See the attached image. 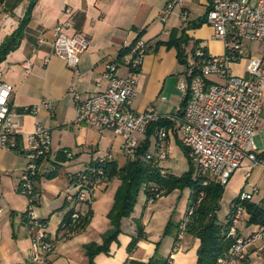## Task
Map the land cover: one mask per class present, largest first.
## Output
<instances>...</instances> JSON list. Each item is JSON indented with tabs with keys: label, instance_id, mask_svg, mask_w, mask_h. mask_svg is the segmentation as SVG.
<instances>
[{
	"label": "crops",
	"instance_id": "obj_1",
	"mask_svg": "<svg viewBox=\"0 0 264 264\" xmlns=\"http://www.w3.org/2000/svg\"><path fill=\"white\" fill-rule=\"evenodd\" d=\"M171 0H0V47L8 37L20 32L19 46L6 55L0 63L1 79L13 87L10 104L16 112L25 108L48 103L36 115L25 114L16 118L21 129L17 150L0 148V264H32L34 229L28 224L25 214L29 209L28 198L19 192L21 174L27 166L25 135L34 129L36 121L51 132V155L44 161L34 181L36 216L47 222V230L55 242L47 264H88L84 246L103 243L104 236L112 229L108 213L115 192L120 185L117 179L104 183L95 191L91 206H76L66 201V191L72 177L90 167L99 157L110 153L120 168L128 158L123 151V138L112 131H103L77 122V103L72 91L83 96L104 91L108 81L104 77L107 64L119 63L122 50L131 46L141 35L148 44V53L139 72L137 97L132 102L136 112L154 107L160 115L177 116L183 102L179 84L184 79L185 66L178 59L177 49L158 42L182 40L185 60L189 62L196 49H205L210 55L226 53L222 41L214 38V30L207 23L206 15L210 0H183L167 22L163 14ZM187 14V20L183 15ZM202 20V24L194 26ZM69 21V36L84 35L90 40L89 49L81 56L77 70L65 61L52 55L54 28L58 23ZM264 50L260 43L246 44V54L231 65V72L245 75L248 56H259ZM49 59L46 63L45 60ZM30 64L29 71L25 65ZM120 64V63H119ZM121 76L127 70L119 67ZM219 81L218 78H211ZM180 94L181 96H179ZM177 108L171 111V106ZM263 117L258 127L255 142L262 165L246 174L249 164L238 170L225 184V192L217 213L219 224H225L233 201L241 191H250L249 182L258 193L253 203L264 201V92L262 97ZM167 129L162 144L168 155L162 167L170 173L169 160H188L181 148L178 124ZM148 130V129H147ZM139 146L147 139V131L139 135ZM155 139V142H153ZM149 153L156 155V136L149 138ZM65 152L72 154L68 158ZM176 176H181L176 175ZM221 183V182H217ZM230 198L228 203L224 198ZM191 200V190H175L169 195L148 202L141 192L134 212L121 222V233L110 245L109 254L101 253L94 264H146L153 258L170 260V264H197L200 240L186 234L180 242L181 249L173 252L178 235V226L183 221ZM182 203L178 211V205ZM74 210L83 217L92 213L85 230L61 232L65 221ZM169 221L175 225L164 234ZM138 223L143 226V237L136 248L129 252L133 238L138 235ZM258 226L247 225V216L238 225L240 236H249ZM245 264H264V253L251 252Z\"/></svg>",
	"mask_w": 264,
	"mask_h": 264
},
{
	"label": "built area",
	"instance_id": "obj_2",
	"mask_svg": "<svg viewBox=\"0 0 264 264\" xmlns=\"http://www.w3.org/2000/svg\"><path fill=\"white\" fill-rule=\"evenodd\" d=\"M182 5L183 0H171L162 21L167 22L175 9ZM187 18V14H184L183 20ZM206 21L214 30V38L223 42L226 53L213 56L202 48L195 50L192 59L185 65L184 79L178 87L183 96L187 97L182 116L160 115L154 107H148L144 112L133 110L132 102L137 97V76L148 53V44L142 39L131 46L120 64L106 65L104 77L108 86L104 91L86 96L72 91L77 103V122L100 132L109 130L122 137L123 151L130 159L135 157L139 148L138 136L144 135L149 126L163 119L176 122L182 145L187 149L188 159L203 186L210 182L224 183L230 180L246 163L250 168L246 174L249 180L252 170L262 165L255 136L263 117L264 50L259 56H248L244 76L233 74L231 65L247 55L246 44L256 42L264 46V0H210ZM69 28V21L55 26L52 55L77 70L81 56L89 49L90 40L84 35H67L65 31ZM45 62L48 63L49 59ZM120 66L127 70L126 76L119 74ZM30 68V64L25 65L27 71ZM213 77L219 81H212ZM12 94L13 87L0 76V148L7 150L19 148L17 137L21 127L16 118L25 114L36 116L41 109L50 107L44 102L18 113L10 104ZM167 134L165 128L158 130L155 135L158 151L155 156L147 157L153 160L162 176L167 174L162 167L168 158L162 147ZM25 140L27 166L20 177L19 192L28 198L26 220L34 229L31 261L32 264H47L55 242L47 230V223L34 212V181L42 163L51 155V132L36 121L33 131L25 135ZM67 157L73 156L67 153ZM112 159V154L106 153L97 162L104 163ZM79 177H82L81 181L72 182L68 187L66 201L76 206H91L94 192L105 182L97 179L94 185H90L85 181V175L79 174ZM248 184L251 190L241 191L237 195L227 216L229 227L226 236L232 243L217 264H245L251 252L264 253V227L258 226L249 236L238 234V225L246 215L243 204L252 202L258 193L254 184ZM150 191L156 200L163 193L157 187ZM203 195H200L195 205L187 209L173 252L180 250V241L187 232V224ZM261 206L264 208V201ZM81 216L80 210H74L71 214L72 224H76Z\"/></svg>",
	"mask_w": 264,
	"mask_h": 264
},
{
	"label": "trees",
	"instance_id": "obj_3",
	"mask_svg": "<svg viewBox=\"0 0 264 264\" xmlns=\"http://www.w3.org/2000/svg\"><path fill=\"white\" fill-rule=\"evenodd\" d=\"M35 1L36 0H33L31 7L34 5ZM201 24L202 20L194 26L197 27ZM20 37L21 33L17 32L8 37L7 40L2 44L0 47V63L5 59L7 54L19 46ZM139 39H141V35L137 38V40ZM181 44L182 40H173L169 42H158L157 47L160 45H166L169 47L174 46L177 49L180 63L185 66L187 61L185 60V55ZM131 46L120 52L119 60H121L129 52ZM186 105L187 97H184L181 104V109L177 116L183 115ZM174 126V121L165 119L149 126L147 130L146 141L141 144V146H139L135 157L133 159H129L124 167L120 168L115 161L98 163L96 160L90 167L86 168L80 173L75 174L72 177V182H77L78 180H82V177H79V174L85 175V181L89 182L90 185H94L97 179H102L105 183H109L114 179H117L120 182V185L115 192L113 206L108 213V219L111 222L112 229L104 236L102 244L92 242L84 246L85 253L88 258V264H94L95 257L101 253L109 254L110 245L117 241L118 236L121 233L122 220L124 218H129L132 215L138 203L141 192H144L147 195L148 201L151 199L156 200L155 195L150 191L153 187H157L160 191L165 193L164 195H169L175 190L184 191L189 189L191 190L190 204L194 205L197 203L200 195L203 193L204 195L200 204L196 207L194 214L191 216L190 221L187 224V234H190L200 240V247L197 252V264H217V262L227 253L232 243L231 239L227 238L226 236L229 224H219L217 216V213L220 210V202L223 198L226 185L217 182H210L207 186H203L202 180L197 178L195 175L193 164L187 156L188 151L182 144L180 145L188 160L189 168L188 171L183 173L181 176H176L169 172H167L165 176H162L160 174V170L154 165L153 160L147 159L148 156H155L148 152L150 148L149 138L153 134L157 135L158 130L161 128L170 129ZM19 140L20 138L17 137V141ZM156 151H158L157 147ZM67 153L69 152H65L66 156ZM235 202L236 199L233 201V203ZM243 207L246 211L247 225L264 227V208L261 206V203L246 202L243 204ZM72 213L73 212L70 213L67 220L65 221L61 232L77 233L85 230L89 225L92 218V213H89L86 217L81 216L76 224H72L71 222ZM42 221L47 223L45 220ZM174 228V223L169 221L165 228L164 234L167 235V233H169L171 230H174ZM142 237L143 226L141 223H138V235L137 237L133 238L128 248L129 252H132L136 248L138 241ZM169 263V259L158 260L157 258H153L146 264ZM128 264L135 263L133 261H129Z\"/></svg>",
	"mask_w": 264,
	"mask_h": 264
},
{
	"label": "rangeland",
	"instance_id": "obj_4",
	"mask_svg": "<svg viewBox=\"0 0 264 264\" xmlns=\"http://www.w3.org/2000/svg\"><path fill=\"white\" fill-rule=\"evenodd\" d=\"M179 96H181L180 94H178ZM173 105V104H172ZM171 111H173V110H175L176 108H177V106L176 105H173V106H171ZM175 112H176V110H175ZM153 142H155V139H154V141ZM169 163H170V166H168V167H170V173L171 174H173V175H182L183 173H185L186 171H188V168H189V164L187 163V161L185 160V159H182V160H176V161H174V160H169L168 161ZM193 168H194V171L196 170L195 169V167L193 166ZM195 173V172H194ZM100 186H102V185H100ZM165 193H162V195L160 196V198L161 197H163V196H165L164 195ZM230 198L231 197H229L228 195H227V191H226V195H225V198H224V200H225V202L226 203H228V201L230 200ZM95 200V192H94V196H93V201ZM181 205H182V203H179V205L177 206L178 207V211H179V209L181 208ZM192 206V204H190L189 203V206H188V208L189 207H191ZM187 208V209H188ZM186 213H187V211H186ZM180 227V226H179ZM180 229V228H179ZM178 229V235H179V232H180V230ZM187 234V232L185 233V235ZM178 235H177V239H176V241L178 240ZM185 235H184V237H185ZM184 239V238H183ZM182 239V240H183ZM181 240V241H182ZM180 241V242H181ZM176 243V242H175ZM175 246V245H174ZM180 249H181V245H180ZM179 251V250H178ZM170 264V263H169Z\"/></svg>",
	"mask_w": 264,
	"mask_h": 264
}]
</instances>
